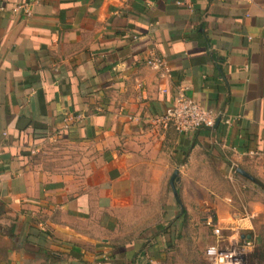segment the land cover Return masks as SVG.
I'll use <instances>...</instances> for the list:
<instances>
[{
    "label": "crops",
    "instance_id": "crops-1",
    "mask_svg": "<svg viewBox=\"0 0 264 264\" xmlns=\"http://www.w3.org/2000/svg\"><path fill=\"white\" fill-rule=\"evenodd\" d=\"M29 1L0 0V264H174L179 242L244 238L264 264V0L12 11ZM179 88L212 128L154 121Z\"/></svg>",
    "mask_w": 264,
    "mask_h": 264
},
{
    "label": "built area",
    "instance_id": "built-area-1",
    "mask_svg": "<svg viewBox=\"0 0 264 264\" xmlns=\"http://www.w3.org/2000/svg\"><path fill=\"white\" fill-rule=\"evenodd\" d=\"M39 3V0H32L22 4L12 6L13 12H22L25 16L32 14V7ZM4 7L0 6V10ZM146 64L154 69H159L164 66L163 59L150 54L146 59ZM164 75V74H163ZM165 91V89H162ZM215 113L204 107L196 99L188 96L184 89L179 88L175 92L172 105L164 112V114L156 117L154 121L164 125H172L174 130L179 133H189L196 131L199 128H212L215 123ZM73 119L69 115L67 121ZM225 123H230L229 118H225ZM31 153L35 150L31 149ZM218 233V230H215ZM254 241L249 238L234 241L230 245L220 246L212 245L205 249L204 254L210 264H246L245 259L251 253L254 247Z\"/></svg>",
    "mask_w": 264,
    "mask_h": 264
},
{
    "label": "rangeland",
    "instance_id": "rangeland-1",
    "mask_svg": "<svg viewBox=\"0 0 264 264\" xmlns=\"http://www.w3.org/2000/svg\"><path fill=\"white\" fill-rule=\"evenodd\" d=\"M204 241L202 240H185V255H184V247L178 243L176 260L177 262L174 264H210L206 256L203 254L205 250ZM181 245V246H180ZM5 249L4 244H0V256ZM256 251V250H255ZM254 250L247 256L245 259L246 264H259L254 259Z\"/></svg>",
    "mask_w": 264,
    "mask_h": 264
},
{
    "label": "water",
    "instance_id": "water-1",
    "mask_svg": "<svg viewBox=\"0 0 264 264\" xmlns=\"http://www.w3.org/2000/svg\"><path fill=\"white\" fill-rule=\"evenodd\" d=\"M238 171L240 173H243V171H241L240 169H238ZM243 174H245V173H243ZM179 178H180L179 177V172H178L177 169H175L173 171L170 179H169V188H170L172 194L174 195V197L176 198V200L178 201V203H179V198H178V193H177V187L176 186H177V183L179 182ZM182 212H183V208H182V206L179 203V215H181Z\"/></svg>",
    "mask_w": 264,
    "mask_h": 264
},
{
    "label": "trees",
    "instance_id": "trees-1",
    "mask_svg": "<svg viewBox=\"0 0 264 264\" xmlns=\"http://www.w3.org/2000/svg\"><path fill=\"white\" fill-rule=\"evenodd\" d=\"M255 254H256V251H255ZM257 258V262L260 264V261L262 260L261 257L259 255H254V259Z\"/></svg>",
    "mask_w": 264,
    "mask_h": 264
}]
</instances>
